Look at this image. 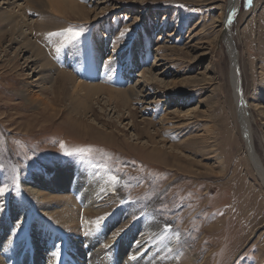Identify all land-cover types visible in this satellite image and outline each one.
Returning a JSON list of instances; mask_svg holds the SVG:
<instances>
[{
  "label": "rangeland",
  "instance_id": "obj_1",
  "mask_svg": "<svg viewBox=\"0 0 264 264\" xmlns=\"http://www.w3.org/2000/svg\"><path fill=\"white\" fill-rule=\"evenodd\" d=\"M71 1L79 5L78 10L84 7L87 19L54 13L60 18L41 21L31 10L35 5H28L27 20L35 22L34 39L42 43L50 59L57 60L55 49L46 45L51 40L49 33L82 29L79 38L70 40L73 45L64 46V59L87 58L88 64H94V74L86 80L80 72L73 74L79 81L97 77L99 85L107 79L103 62L113 55L122 61L120 66L125 65L131 59L128 49L140 41L147 48V61L138 58L124 79L130 87L140 84L146 100L129 107L133 112L129 118L123 109L116 113L114 104H105L106 96H101L102 108L94 104V115L82 118L91 127V133H85L69 119L79 117L66 111L75 101L69 100V82L54 87L58 116L40 118L17 97L22 83L36 77L21 71L23 60L0 54V187L7 186L0 196V210L5 203L12 202L13 209L16 202L25 201L21 183L39 176L40 171L62 172L65 163L74 169L101 168L109 178L120 180L122 201L109 205L108 217L126 207L135 215L133 224L142 220L168 223L177 245L169 250L168 261L175 262L171 264H264V185L241 136L230 84L231 62L219 32L223 21L219 17L227 13L228 0ZM4 27L0 21V40L7 50ZM125 29L128 31L121 38ZM229 30L254 150L264 169V0H252L247 7L245 0H238ZM99 38L101 51L96 46ZM112 42L119 53L111 51ZM151 66L160 81L170 83L162 92L156 91L158 82L151 87L140 80L142 67ZM166 121L168 127L163 126ZM160 127L166 129L159 133ZM155 132L152 144L149 138ZM171 143H184V148L171 149ZM151 149L162 155L158 158ZM166 156L177 160H165ZM80 227L71 230L75 237L90 238L83 236ZM57 233L63 240L70 236L64 230ZM64 245L67 249L69 244ZM78 261L86 264L85 258Z\"/></svg>",
  "mask_w": 264,
  "mask_h": 264
},
{
  "label": "bare ground",
  "instance_id": "obj_2",
  "mask_svg": "<svg viewBox=\"0 0 264 264\" xmlns=\"http://www.w3.org/2000/svg\"><path fill=\"white\" fill-rule=\"evenodd\" d=\"M1 2L0 21L5 23L4 28H7V30L5 29L6 36H4L8 48L7 50L2 48L3 42L0 40V54L7 57L10 53L9 59L23 60L21 68L23 70L21 71L36 77L33 81L25 80L17 93V97L25 101L26 106L36 110L34 113L45 119L58 116L60 111L55 110L58 97L55 96L54 87L58 85L62 88L69 82L71 92L69 100L75 99V101L68 104L66 111L79 117L78 119L69 117V119L73 126L83 127L81 130L85 133H89L91 127L84 124L82 118L86 119L94 115L93 105H98L104 100L101 96H106H104L105 104H114L113 108L111 105V108L113 110L117 108L116 113L119 109H123L129 118L133 117V112L129 107L132 104H142L146 100V95H144L143 88H139L140 84L127 86L129 80L124 79V76H127L128 72V75L130 74L138 58H142L139 61L144 63L147 61L145 52L147 48L141 47L140 41L128 49L131 59L125 65L120 66L122 61L119 62L120 59L114 58L113 55L103 62L102 69L107 75L106 81L103 82L104 85H99L100 81L97 77L90 81H79L73 73L80 72L86 80L94 74L92 73L94 64H88L87 58L76 62L74 59L65 60L63 48L69 43L73 45V42L66 40L63 35L49 37L51 40L46 42V45L55 49L56 52L55 59L57 60L50 59L46 50L43 49L42 43L33 37L35 22L27 20L29 19L27 8L28 5H35L34 9L31 7L34 13H29L37 15V19L42 21L48 17L59 19L60 17L54 13L64 15V17L67 14H72L77 18L87 19L89 14L84 11V7H79L78 10L77 6L79 5L71 0H1ZM237 2L238 0H228L227 13L219 17L221 20L223 19L219 32L223 35L231 62L230 84L241 136L246 144L250 162L264 185V169L254 150L249 112L243 95L241 96L238 58L229 38L230 22H228V18L230 15L232 17L236 10ZM57 32L66 34L64 30ZM37 34L39 37H43L42 34ZM108 41L110 39L107 37ZM108 44L109 42L107 46ZM96 46L101 51L103 47L101 38L97 40ZM57 48L60 49L59 52L56 51ZM110 48L115 54L119 53L113 42L110 44ZM86 66L88 70H86ZM67 67L73 68L74 71L72 73L67 71ZM151 68L152 66L148 69L142 67L140 80H143L145 84H150L151 87L158 82L156 91L162 92V89H167L170 83L160 81ZM202 74L206 75L207 73L203 72ZM138 82L142 83V81ZM111 84L121 87V89H115ZM46 92L47 94H45ZM99 107L102 108L100 104ZM59 116L62 119L64 112H61ZM120 117L123 118V115ZM166 118L165 115L163 119L166 120ZM166 123L163 126L168 127L170 122L166 121ZM164 129L166 128L160 127L159 133H162ZM156 134L157 132L152 135L154 137L149 138L152 144ZM109 135V133L105 134V136ZM135 137L136 140L139 139L136 135ZM160 143L167 145L166 141ZM99 144L102 143L99 142ZM168 147L180 150L184 148V143L182 145L171 143ZM150 153L158 155V158L159 155H162L161 151L155 149H151ZM168 158L177 160L174 156H166L165 160ZM40 172L39 176L21 183L27 197L23 199L25 201L16 202L17 205L15 204L13 209H10L13 205L12 202L5 203L4 210H0V264H60L63 259H66L65 264H80L78 260L81 258L86 259V264H162L163 260L166 261V264L174 262V258L173 261H168L171 258L169 250L176 245V240L169 234L171 227L168 223L161 221L155 223V220L153 222L150 220L152 223H148L142 220L133 224L132 220L135 215L133 212H128L126 207L108 217L110 214L106 211L109 205L112 202L121 203L122 201L119 179L109 178L101 168L74 169L67 163H65L62 172ZM29 216L31 217L29 218ZM101 216L106 219L99 227L100 230H96L95 221ZM78 225L81 226L83 236L91 237L82 239L75 237L76 233L71 230L78 229ZM165 226H168L170 230L165 231ZM60 230H64L70 236H66L67 238L63 240L64 238L57 233ZM95 231L98 232L95 233ZM65 242L69 244L67 249L64 247ZM173 257L175 256L173 255Z\"/></svg>",
  "mask_w": 264,
  "mask_h": 264
},
{
  "label": "snow or ice",
  "instance_id": "obj_3",
  "mask_svg": "<svg viewBox=\"0 0 264 264\" xmlns=\"http://www.w3.org/2000/svg\"><path fill=\"white\" fill-rule=\"evenodd\" d=\"M251 3H252V0H245V6L246 7L250 6ZM231 19H232V17L230 15L229 18H228V22H231ZM82 31H83L82 29L81 30H73L72 28H68L66 30V34L65 33H49V36L50 37H52V36H57L58 37V36L63 35L66 40H75V39H77V38H79L81 36ZM127 31L128 30L125 29L124 31L120 32V34H119L120 37L123 38L126 35ZM56 51L59 52L60 49L57 48ZM62 147H63V145H62ZM79 151H90V150L81 149ZM66 154L71 155V153H66ZM6 191H7V186L0 187V196L4 195L6 193ZM105 219H106V217H104V216L98 217L96 219V221H95L96 227L99 228V226L104 222ZM168 230H170L169 227L165 226V231H168Z\"/></svg>",
  "mask_w": 264,
  "mask_h": 264
}]
</instances>
